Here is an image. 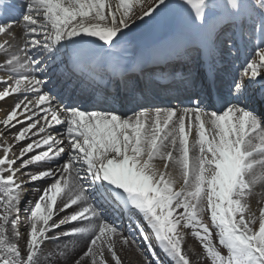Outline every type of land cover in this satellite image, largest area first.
<instances>
[{"label": "snow or ice", "instance_id": "snow-or-ice-1", "mask_svg": "<svg viewBox=\"0 0 264 264\" xmlns=\"http://www.w3.org/2000/svg\"><path fill=\"white\" fill-rule=\"evenodd\" d=\"M165 4L24 0L18 10L14 0H0V37L11 38L0 42V69L7 76L0 78V101L23 97L0 125L9 131L20 125L13 139L17 145L25 142L12 156V145L5 142L0 155V264H110L105 252L121 264L116 239L128 241L106 212L137 216L140 234L154 239L173 264H192L181 228L191 229L207 264H264V207L257 215L248 203L253 186L264 183V118L244 106L249 98L243 79L234 81L235 103L219 112L201 106L200 97L190 98V107H141L129 117L62 102L53 106L54 85L45 79L52 64L71 65L85 79L104 71L98 49L114 47L134 23L133 15L143 20ZM179 7L214 51L235 46L229 29L247 28L249 39L259 43L241 75L264 81V0H179ZM17 11L19 19L11 18ZM18 24L19 37L13 31ZM18 38L22 45L13 50L11 41ZM45 164L57 167L45 169ZM29 166L40 170L25 181L20 177ZM47 179L52 183L30 205L22 233L26 183ZM65 211L69 214L54 219ZM76 236L87 240L79 255L71 240L55 259L45 251L48 241Z\"/></svg>", "mask_w": 264, "mask_h": 264}, {"label": "rangeland", "instance_id": "rangeland-1", "mask_svg": "<svg viewBox=\"0 0 264 264\" xmlns=\"http://www.w3.org/2000/svg\"><path fill=\"white\" fill-rule=\"evenodd\" d=\"M145 6H147V3ZM181 12H182V8L179 7V0H166V4L163 7H161L157 12H155L151 17H145L143 20H139V19H136V21L134 20V23H131L130 27L128 29H124L125 35L121 39L127 40L128 41V42L126 41L127 44H131V42L129 43V40L136 41L135 39H138V41H140V40H143L144 37H147V36H149L151 38L152 37H158V36L162 35L160 33L161 30H166L164 33L169 32L173 28H175L176 25H179L181 23V20H179V18H180L179 16H180ZM17 36H18V33H17ZM20 43L21 42H19V38L14 40L13 50L17 49L18 45ZM122 51L127 53L130 51V47L125 46ZM250 59H252V56L250 57ZM28 95L31 97V94H28ZM11 98L17 101L21 98V96H16L15 98L12 96ZM150 110H152V109H150ZM19 129H20V127H18L17 130L6 131L7 129L4 128L5 134L8 136V138L10 139L11 142H14V139H13L14 135L16 132L19 131ZM1 140H0V142H1ZM28 142H30V141H28ZM7 143L12 145V153H10V156H12V154L14 153V151H13V145L14 144L9 143V142H7ZM4 145H5V143H4ZM19 145L24 146L25 142H20ZM15 151L17 153L16 145H15ZM0 155H2L1 150H0ZM17 165L19 166V164H17ZM53 165L54 164L51 165L53 168L57 166V165H55V166H53ZM38 170L39 169L36 166H30L28 168V170L23 174H26L28 176L29 174H33V173L37 172ZM22 177H21V179H22ZM36 184L38 185L39 182ZM175 187L177 189L179 188V186L177 187V185H175ZM37 188L38 187L35 184L31 186V189L34 192V198H32L31 204H33L36 200L35 194H36ZM258 197H259V199H258V201H256L255 207L259 213V208L264 207V197H263V199L259 195H258ZM37 198H38V196H37ZM68 214H69L68 211H65L64 213H59L54 217V219L58 221L64 215H68ZM205 222H207V218H205ZM28 226H29V222L27 223V225L24 226V229L22 228L21 232L22 233L26 232ZM64 230H65V227H61L60 231L63 232ZM180 230L182 233H184V239H185L184 244L186 246L185 247L186 251L189 250L191 252H196V254L198 255L197 258H194L193 256L189 257V259L192 261V264L195 262V260H196L197 264H207L206 260L201 259L202 249L199 246V242L196 240V238L191 235V229L181 228ZM53 235H54V233H53ZM72 238L73 237L68 238V239H61L60 241H48L44 245L45 251L49 255L55 254L54 256H58L59 255L58 250L62 249L63 245L65 243H68L69 240H71ZM20 243H21V245H23V241H20ZM118 243H122V240L119 239V237H117V239H116L115 251L117 252L118 257L121 260V264H126V262H129L130 264H149L148 262H146V263L144 262L141 255L138 254V252L136 250H131L130 252L127 251V252H125V255H123L122 250H120L117 247ZM83 250L84 249L79 251L77 253V255L82 253ZM105 255L109 259L110 264H114V262L111 261L110 254L105 252Z\"/></svg>", "mask_w": 264, "mask_h": 264}, {"label": "bare ground", "instance_id": "bare-ground-1", "mask_svg": "<svg viewBox=\"0 0 264 264\" xmlns=\"http://www.w3.org/2000/svg\"><path fill=\"white\" fill-rule=\"evenodd\" d=\"M136 14L138 15L139 13H140V8L139 7H137L136 8ZM132 19H133V21L135 20L136 21V15H133V17H132ZM186 31L187 33H189V37H191V38H194V36L195 37H198V38H200L196 33H195V31L191 28V26H190V24L188 23V21H187V19H186V14H185V12H184V10L182 9V12H181V23H180V28L177 30V32L178 33H182L183 31ZM125 33V32H124ZM193 33H194V36H193ZM22 42V41H21ZM130 42H132V40H129V43ZM135 42H132V44H134ZM202 45H203V48H205L206 50H208V57L210 58V60H213V56L215 55V51H218V52H220V50L222 51V48H218V50H211V49H209L208 47H206L205 45H204V43L202 42L201 43ZM120 45V44H119ZM147 54H148V52H146ZM220 66V68H222L221 67V65H219ZM169 69H167V71H168ZM0 78H7V76H0ZM115 97H119V96H115ZM14 100H12V98H7L5 101H0V119H3L5 116H6V113L8 112V111H10L11 110V108L14 106ZM18 127H19V125H17L15 128H13L14 130H17L18 129ZM12 130V129H11ZM6 131H9V130H6ZM0 135H1V138L3 137V141L1 140V142H2V144L3 143H5V142H9V143H12L11 141H10V139L8 138V136L5 134V130H4V127H3V125H0ZM13 140V139H12ZM4 146V145H3ZM20 149L21 148H18L17 149V154H19V151H20ZM13 151H14V153H15V150H14V148H13ZM159 162V163H158ZM155 163L157 164V166L159 167V168H161V170H163V162H161V161H159V160H157V161H155ZM49 165H51V164H45V165H43L42 167L43 168H49V167H51V166H49ZM30 167V166H29ZM52 168V167H51ZM56 168V167H55ZM39 169V168H38ZM40 170V169H39ZM169 171H173L171 168H169ZM31 174H29L28 176L27 175H25V180L27 181L28 180V177L30 176ZM173 175H176V173H175V171H173ZM39 182V184L37 185L36 183H38ZM42 183V184H41ZM52 183V181H51V179H47V180H43V181H37V182H31V183H29V184H35L38 188H37V190H36V194H35V196H36V199H37V196H39L40 195V193H41V191L43 190V189H45L49 184H51ZM41 184V185H40ZM182 184V180H180L179 178H178V182H177V187L179 186L180 187V185ZM24 193H25V191H24ZM23 193V194H24ZM258 195L260 196V197H262V199H263V197H264V183H259V184H256V185H254L253 186V188H252V190H251V193L249 194V196H248V203H249V207H250V209H251V211L252 212H254V213H256L257 215H258V211H257V209H256V207H255V204H256V201H258V199H259V197H258ZM25 196H26V194H25ZM59 199V198H58ZM29 208V210H28V214H29V211H30V206L28 207ZM259 208V207H258ZM207 217V214L205 213V218ZM99 221H97V223H98ZM76 226H83V224H77ZM127 238V243L125 244V243H118V248L120 249V250H122V253H123V255H125V252H127V251H131V250H136L137 252H138V250L140 249V247L138 246V244L134 241V240H132L131 239V237H126ZM120 239V238H119ZM71 241H73L74 243H75V247H76V254L79 252V251H81L82 249H84V245L86 244V242H87V240H86V238L85 237H83V236H76V237H73L72 239H71ZM185 244H184V251H185V254L186 255H188L189 257L190 256H193L194 258H197L198 257V255L196 254V252H191V251H189V250H187L186 251V249H185ZM144 256V255H143ZM53 258L55 259V256H53ZM126 264H130L129 262H126ZM193 264H197V262H196V260H195V262L193 263Z\"/></svg>", "mask_w": 264, "mask_h": 264}]
</instances>
